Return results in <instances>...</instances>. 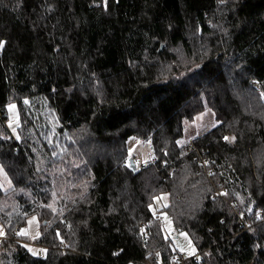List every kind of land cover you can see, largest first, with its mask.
Wrapping results in <instances>:
<instances>
[{"label":"trees","instance_id":"1","mask_svg":"<svg viewBox=\"0 0 264 264\" xmlns=\"http://www.w3.org/2000/svg\"><path fill=\"white\" fill-rule=\"evenodd\" d=\"M0 44V264H172L162 212L196 248L182 264H264V0H0ZM131 137L155 160L135 172Z\"/></svg>","mask_w":264,"mask_h":264},{"label":"rangeland","instance_id":"2","mask_svg":"<svg viewBox=\"0 0 264 264\" xmlns=\"http://www.w3.org/2000/svg\"><path fill=\"white\" fill-rule=\"evenodd\" d=\"M7 115H8V126L10 130L15 137H18V129L20 127V115L16 103H12L7 107ZM50 120H51V126L54 131V129L58 126V122L53 113H51ZM217 124L218 121L216 120L214 113L210 109L204 111L202 114L198 115L193 121L186 123L184 137L178 141V144L180 146L185 147L189 142L194 141L197 137H200L209 130L213 129ZM13 129H15V131ZM57 144L59 146V152L63 153L65 150L64 145L60 143ZM130 159H133L135 164L136 162L139 161L142 163H146L147 166L150 165L151 164L150 162L154 160L150 148V142L143 141L138 137H131L126 143V158L124 162V166L131 169ZM138 170L140 171V169L136 166V171ZM0 187L4 191H10L12 189V182L8 177L4 168L3 171L0 172ZM167 202H168V198L166 195L157 197L155 199L154 204L151 206L152 212L156 214L157 212H159L160 209H162L167 205ZM160 216L166 236L173 241L175 250L179 252L176 255L175 260L179 258L180 255L185 256V258L196 256V248L188 233L185 231L176 230L174 228L172 220L170 219L167 213L162 212ZM30 220L32 221L31 224H29ZM0 227H2L1 224ZM2 229L4 231L3 227ZM22 230H26L27 232V234L22 236H27L31 241H34L36 238H38L40 234V230H39V221L37 217L33 216L30 219H28L26 225L21 227V231ZM4 236L5 235L0 236V244L2 242L1 238H3ZM25 245L27 246L26 248L28 250L32 249V251H30L32 255H33V251L36 253L35 256L45 255V251L42 248L38 247L37 245L31 244V242ZM40 251H42V253H40Z\"/></svg>","mask_w":264,"mask_h":264},{"label":"built area","instance_id":"3","mask_svg":"<svg viewBox=\"0 0 264 264\" xmlns=\"http://www.w3.org/2000/svg\"><path fill=\"white\" fill-rule=\"evenodd\" d=\"M251 84L253 85V87H255L256 89H260V84H259V82L258 81H256V80H254V81H251ZM187 146H188V148L189 149H191L194 145H193V141H191V142H189L188 144H187ZM155 162V160H153L152 162H150V163H154ZM136 166L140 169V170H142V169H144L146 166H147V164L146 163H142V162H136ZM221 193H224V191H222ZM20 231H21V228H17L16 229V231L14 232V238L15 239H17V238H19V236H20ZM40 253H42L41 251H40ZM188 258H185V256H183V255H180L179 256V258H177L172 264H182L185 260H187Z\"/></svg>","mask_w":264,"mask_h":264},{"label":"snow or ice","instance_id":"4","mask_svg":"<svg viewBox=\"0 0 264 264\" xmlns=\"http://www.w3.org/2000/svg\"><path fill=\"white\" fill-rule=\"evenodd\" d=\"M0 46H2V44H0ZM262 96H264V93H262ZM26 103H27V101H25ZM14 131H15V129H13ZM17 138H19V137H17ZM224 139L225 140H229L230 138L229 137H227V136H225L224 137ZM236 139V137L235 136H233V137H231V140H235ZM3 171V168L2 167H0V172H2ZM210 175H212L213 173H209ZM224 195H227V193H223ZM49 207H51V205H49ZM32 223V221L30 220L29 221V224H31ZM19 234H21V235H25V234H27V232H26V230H22ZM2 235H5V233H4V231H3V229H2V227H0V236H2ZM27 247V246H26ZM29 251H32V249H29ZM44 251H46V250H44ZM33 255H36V253L33 251Z\"/></svg>","mask_w":264,"mask_h":264},{"label":"water","instance_id":"5","mask_svg":"<svg viewBox=\"0 0 264 264\" xmlns=\"http://www.w3.org/2000/svg\"><path fill=\"white\" fill-rule=\"evenodd\" d=\"M164 49V45H161L159 51H162ZM130 163H131V169L135 172L136 171V164L134 162L133 159H130Z\"/></svg>","mask_w":264,"mask_h":264},{"label":"crops","instance_id":"6","mask_svg":"<svg viewBox=\"0 0 264 264\" xmlns=\"http://www.w3.org/2000/svg\"><path fill=\"white\" fill-rule=\"evenodd\" d=\"M2 239V238H1Z\"/></svg>","mask_w":264,"mask_h":264}]
</instances>
